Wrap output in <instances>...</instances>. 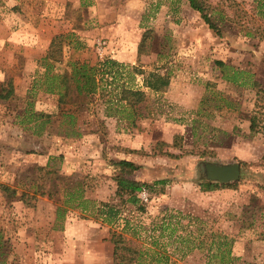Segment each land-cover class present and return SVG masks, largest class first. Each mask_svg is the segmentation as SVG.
I'll return each mask as SVG.
<instances>
[{"label": "rangeland", "instance_id": "obj_1", "mask_svg": "<svg viewBox=\"0 0 264 264\" xmlns=\"http://www.w3.org/2000/svg\"><path fill=\"white\" fill-rule=\"evenodd\" d=\"M199 1L218 34L187 0H0V264H110L112 231L167 264H264V15L254 0ZM103 58L113 76L77 94L74 61ZM132 66L168 75L165 90ZM120 85L146 100L117 101ZM201 162L237 163L235 185L202 190ZM117 176L166 183L131 204ZM77 194L113 204L114 225Z\"/></svg>", "mask_w": 264, "mask_h": 264}, {"label": "trees", "instance_id": "obj_2", "mask_svg": "<svg viewBox=\"0 0 264 264\" xmlns=\"http://www.w3.org/2000/svg\"><path fill=\"white\" fill-rule=\"evenodd\" d=\"M256 3V8L260 12L261 16L264 15V0H254ZM188 5L191 9L195 10L203 22L211 28L216 34H218V28L215 23L210 18L208 7L206 8L201 4L199 0H187ZM245 13H242L244 15ZM262 32L264 33V26L262 27ZM246 34H250L249 31H246ZM61 35H55L49 43V46L54 47L56 44L57 38ZM56 46V45H55ZM117 65V63L109 58H103L98 60L93 65H87L84 61H74V64L71 66V81L74 83L73 87L77 94H92L94 93L99 86L98 82L101 81L104 75L113 76L114 70L113 67ZM134 72L142 76V86L151 92H162L165 90L166 86L169 82V77L166 74H159L157 72H147L145 73L142 69H139L135 66H132ZM54 76L52 77V79ZM51 91L50 88L47 89ZM117 93V101L123 102L125 105L133 106L136 105L147 98V94L145 91L138 87H126L120 85L118 87ZM255 116H250L248 129L251 132H255ZM264 133V131H263ZM173 145V144H172ZM165 152H163L164 154ZM169 157L176 158L178 155H172L170 153H165ZM118 164L124 165L127 170H134L137 168L135 164L131 161L120 160ZM115 181V194L117 195H125L126 201L131 204H135L138 202V197L136 196L137 192H140L142 189H151L155 184L164 185L166 181L164 179L154 180L150 184L145 182L128 179L124 177H114ZM202 190H213L219 187H233L235 185V181L218 183L209 180H205L200 183ZM71 195L72 193H68ZM71 197V196H70ZM72 200H76V204L74 205L77 208H80L82 211L88 213L89 216L95 217L99 219L101 223L112 226L117 220L118 209L109 202H96L94 200L85 199L79 194H77V198H71ZM89 204V206H88ZM140 206V205H139ZM58 207L57 210L58 211ZM60 213L57 212V217ZM216 240L217 249L221 250L220 247L228 246L230 243L229 239L226 237H220ZM109 241L112 243V261L110 264H167L168 255L164 252L159 251L158 249H154L155 257L149 258L145 252V249L142 247H135L127 244L124 238L121 236V233L112 231L109 237ZM152 244L156 246V242L153 241ZM226 253H228L226 251ZM212 257H219L222 259V252L219 251L218 254L207 253L205 256L206 262H210Z\"/></svg>", "mask_w": 264, "mask_h": 264}, {"label": "water", "instance_id": "obj_3", "mask_svg": "<svg viewBox=\"0 0 264 264\" xmlns=\"http://www.w3.org/2000/svg\"><path fill=\"white\" fill-rule=\"evenodd\" d=\"M200 169L203 177L209 181L224 183L235 181L239 177V165L237 163L201 162Z\"/></svg>", "mask_w": 264, "mask_h": 264}, {"label": "crops", "instance_id": "obj_4", "mask_svg": "<svg viewBox=\"0 0 264 264\" xmlns=\"http://www.w3.org/2000/svg\"><path fill=\"white\" fill-rule=\"evenodd\" d=\"M50 38V37H49Z\"/></svg>", "mask_w": 264, "mask_h": 264}]
</instances>
